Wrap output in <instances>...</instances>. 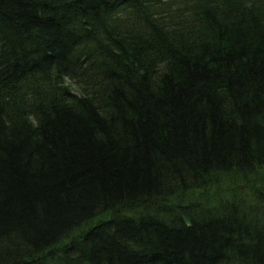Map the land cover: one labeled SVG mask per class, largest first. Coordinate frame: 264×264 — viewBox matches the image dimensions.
Returning <instances> with one entry per match:
<instances>
[{"label": "trees", "instance_id": "16d2710c", "mask_svg": "<svg viewBox=\"0 0 264 264\" xmlns=\"http://www.w3.org/2000/svg\"><path fill=\"white\" fill-rule=\"evenodd\" d=\"M0 264H264V0H0Z\"/></svg>", "mask_w": 264, "mask_h": 264}, {"label": "rangeland", "instance_id": "374dc122", "mask_svg": "<svg viewBox=\"0 0 264 264\" xmlns=\"http://www.w3.org/2000/svg\"><path fill=\"white\" fill-rule=\"evenodd\" d=\"M245 187V186H244ZM244 187H242L244 189Z\"/></svg>", "mask_w": 264, "mask_h": 264}]
</instances>
